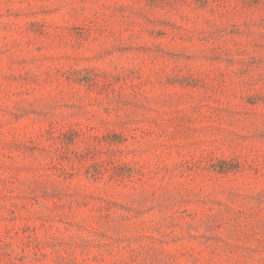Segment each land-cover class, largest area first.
<instances>
[{
    "label": "rangeland",
    "instance_id": "rangeland-1",
    "mask_svg": "<svg viewBox=\"0 0 264 264\" xmlns=\"http://www.w3.org/2000/svg\"><path fill=\"white\" fill-rule=\"evenodd\" d=\"M0 264H264V0H0Z\"/></svg>",
    "mask_w": 264,
    "mask_h": 264
}]
</instances>
